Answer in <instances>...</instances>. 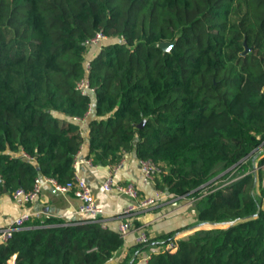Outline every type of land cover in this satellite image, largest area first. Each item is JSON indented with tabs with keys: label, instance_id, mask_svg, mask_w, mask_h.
Returning <instances> with one entry per match:
<instances>
[{
	"label": "trees",
	"instance_id": "obj_1",
	"mask_svg": "<svg viewBox=\"0 0 264 264\" xmlns=\"http://www.w3.org/2000/svg\"><path fill=\"white\" fill-rule=\"evenodd\" d=\"M98 32L108 41L87 50ZM90 107L83 136L72 119ZM85 141L94 164L151 160L167 201L193 202L191 223L119 264H264V180L249 172L264 151V0H0V195L66 183ZM101 224L29 223L0 242V264H105L124 241Z\"/></svg>",
	"mask_w": 264,
	"mask_h": 264
},
{
	"label": "crops",
	"instance_id": "obj_2",
	"mask_svg": "<svg viewBox=\"0 0 264 264\" xmlns=\"http://www.w3.org/2000/svg\"><path fill=\"white\" fill-rule=\"evenodd\" d=\"M86 122L87 120H85L82 125L84 133ZM261 157H264V154ZM81 158L90 159L91 165L81 164L78 166L77 172L91 188L97 204L105 211V217L103 219L105 226L117 230V226L121 221V212L136 202L127 196H118L113 193L102 192L101 185L109 172L110 165L101 166L94 164L91 157L87 156L86 141L83 143ZM123 159V167L114 176L115 182L119 184H132L137 190L138 199L152 196L156 189L153 184L154 180L146 181L144 179L139 170L138 161L133 154L125 153ZM263 167L264 165L262 168ZM187 203H185L184 206ZM78 205V200L71 194H58L49 185H43L37 201L27 206H23L21 203L14 201L10 197V194H3L0 198V229L7 228L16 217L24 212H28L32 215L29 223L36 221L42 222L50 218L62 220L64 222L87 218V216L77 213ZM181 206H183V204L178 206V209H180ZM155 207L156 206H149L144 209H138L130 214V217H124L122 219L129 225L130 232L125 240H123L122 248L105 264H119L129 255V249L133 245V238L137 235L139 229H143L144 227L149 238H154L160 234H165L166 232L175 229V227L177 228L178 224L175 226H168V223L165 225L166 220L163 221L162 219L155 218V215H157ZM135 223H138V225L136 226Z\"/></svg>",
	"mask_w": 264,
	"mask_h": 264
},
{
	"label": "built area",
	"instance_id": "obj_3",
	"mask_svg": "<svg viewBox=\"0 0 264 264\" xmlns=\"http://www.w3.org/2000/svg\"><path fill=\"white\" fill-rule=\"evenodd\" d=\"M108 41V38L101 32H98L94 37L85 40L82 45L88 50L90 48L93 49H100V47ZM90 57H87L84 62L85 72L88 73L89 65H90ZM76 90L81 95H89L92 96L94 94V89L91 88L86 79H81L77 85ZM91 107L87 112L86 116L82 119L73 118L72 121L79 124L80 126V135H83L82 132V125L84 124L86 118L90 114ZM83 148V144L80 146L79 150L77 151L76 155L73 157L72 160V168H73V175L72 178L64 184H60L56 182L52 178L46 177H37L33 182V186L30 190L25 191L22 189H17L10 193V197L23 206L31 205L37 201L40 196L42 186L49 185L56 193L65 195L71 194L75 199L78 200L79 205L77 208V213L83 216H87L90 218H99L102 221L101 227L105 228V224L103 223V219L105 217V211L97 204L96 198L93 196L91 188L89 185L79 176L77 172V168L81 164L91 165L90 159H82L81 158V151ZM264 153V151H258V153ZM23 157L26 155L22 154ZM124 156L123 153L120 161L115 165L109 166V172L104 179L101 190L103 193H113L115 195H123L127 196L128 198L134 200L136 203L124 209L121 214V221L117 226V232L123 240L128 236L130 232L129 225L123 221L124 217H130L134 211L138 209H144L149 206L156 205L159 201H162L165 198V194L161 191L155 189L153 195L144 199H138V194L136 188L132 184H119L116 183L114 180V176L118 173V171L123 167L124 163ZM138 167L146 181H153L155 177H158L161 174V169L156 166L151 160H137ZM229 183V182H228ZM203 194H206L203 192ZM259 196V207L258 212H264V196ZM1 198V195H0ZM31 214L28 212L22 213L20 216L16 217L12 223L4 229H0V242H6L8 239L12 237L14 232L23 230L26 228V225L29 223L31 219ZM237 222H228L220 224L222 225H234ZM149 236L146 234V231L142 228L138 230L137 235L133 238V244H143L149 240ZM175 238L173 242H169L161 247L162 251H174L176 248ZM148 258L143 259L144 262L147 261ZM15 256L11 257L7 260L6 264H15Z\"/></svg>",
	"mask_w": 264,
	"mask_h": 264
},
{
	"label": "rangeland",
	"instance_id": "obj_4",
	"mask_svg": "<svg viewBox=\"0 0 264 264\" xmlns=\"http://www.w3.org/2000/svg\"><path fill=\"white\" fill-rule=\"evenodd\" d=\"M92 53H94V52H92ZM89 55H91V53ZM263 154L264 153L260 152V153H257L253 157L252 166L249 169V172L253 174V178L255 180L256 188H257V186H259V181H258L259 177H262L264 180V167L262 168V166L264 165V162H261L264 159V157H261V156H263ZM257 191L258 190H256L255 194L257 197H259L258 196L259 192H257ZM167 200H168V197H165L162 201H159L156 205H154V206H156L155 210L157 213V215H155L156 216L155 218L162 219L163 221L166 220L165 225H167V223H168V226L169 225L175 226L178 224L177 227H180V226H183L185 224L192 222V220H193L192 216L194 215L193 214V202L192 201H186L185 200V201L180 202V201H167ZM187 202H189V203H187ZM185 203H187V204L184 206ZM181 204H183L184 207L181 206V208L178 209V206H180ZM229 226L230 225L227 224V225L217 226V227H209V226H207V227L201 226V227H197V228L194 227V228L187 229L186 231L179 233V235H177L175 237V240H178L180 238H184L185 236H187V235H189V234H191L197 230H210V229H217V228H227ZM143 229H144V227H143ZM157 248L154 247L151 250H153V251L159 250ZM146 254H148L147 250L144 252L142 251V253L139 256V261L146 259L147 258Z\"/></svg>",
	"mask_w": 264,
	"mask_h": 264
},
{
	"label": "water",
	"instance_id": "obj_5",
	"mask_svg": "<svg viewBox=\"0 0 264 264\" xmlns=\"http://www.w3.org/2000/svg\"><path fill=\"white\" fill-rule=\"evenodd\" d=\"M174 45V42H161V43H159L158 44V48H160L163 52H168L171 48H172V46ZM248 51V48L247 47H245V53ZM143 124H144V121H142L138 126H137V128L138 129H140L142 126H143ZM204 225H206V224H204ZM204 225H199V226H196L195 228H197V227H201V226H204ZM208 225V224H207ZM209 225H215V226H219L220 224H209Z\"/></svg>",
	"mask_w": 264,
	"mask_h": 264
}]
</instances>
